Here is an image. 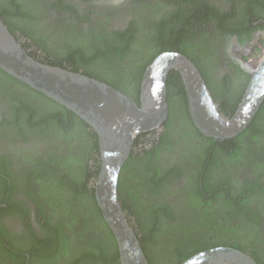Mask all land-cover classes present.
<instances>
[{"label":"trees","instance_id":"trees-1","mask_svg":"<svg viewBox=\"0 0 264 264\" xmlns=\"http://www.w3.org/2000/svg\"><path fill=\"white\" fill-rule=\"evenodd\" d=\"M245 2L250 7L257 4L256 0H245ZM170 4L171 6L168 4L167 7H164V5L160 6V8L156 9V13L154 10L146 8L147 14L151 17L150 19L141 10L135 19L133 41L128 45L134 43L136 48L139 46L135 43H139L141 46L143 43L147 44L150 41L151 44L155 45V47L153 46V52L156 54L161 51L185 53L181 47L182 44H186L185 40L176 41L175 43H170L167 40L177 37V34L182 35L184 30L189 28V22H193L191 18H198L201 15L202 21H212L204 24H213L219 30H222L220 32L222 34H232L239 32L240 26L250 25L253 22V18L258 17L256 11L252 9L249 11L248 9L236 11L235 3L230 4L227 8L212 5L204 11V16L202 15V0H171ZM190 5L199 6L198 8L193 7L197 10L196 17L190 13ZM236 15L238 18L234 19ZM4 22L10 30L12 28L15 29L7 20ZM27 27L26 31L32 34L33 42L28 47L21 43L22 46L26 48L36 46L41 50L40 53H35V55L29 52L31 56L56 66H71L73 71L79 72L80 68L82 73L105 81L124 92L133 100H138V86L145 68V61H140L139 58V62L136 63L131 74L127 73L124 75L125 79H121V73L118 72L116 80H111L105 68H101L99 73L94 69L91 72L88 71L91 63L88 61L87 56H92L87 54L85 50H77L82 45V42H68L56 47L48 41L49 38L36 39L33 27ZM136 34L137 36L135 37ZM64 35L68 37L69 30H66ZM109 41L111 47L106 50L103 61L110 65V55H115L114 61L120 64L122 60L119 56L129 55L125 51L120 53L122 46L125 45V38L117 41L115 38L110 37ZM58 53H62L63 56L59 57ZM64 59L66 60L63 61ZM55 61H58V63ZM63 62L70 64L64 65ZM198 68L201 70L199 66ZM201 72L204 75L205 72L203 70ZM132 76L133 79H130ZM10 78L0 70V88L11 84V82L14 84L18 82L16 79L11 78L14 82ZM177 81H179V84ZM19 84L22 90L15 88L20 94L13 93V98H17L20 103H16L15 99H10L5 109L0 111V115L3 116V119L0 120L1 132L14 133V135H11L14 137L22 136L27 128L33 130L40 128V124L34 120L35 117L43 120L48 118L53 121L55 130H57L59 141H55L56 144L54 143V146L60 147L59 151L64 150L67 140H72L69 152H65L64 162L54 161L52 157L39 159L24 155L20 160L19 166L28 158L33 160H27L22 176H16V172L8 173V159L6 157L1 158L0 198L4 196L3 191H9V195L5 197V200L8 205H11L13 203L10 199L11 195L15 191L20 190L24 197L34 203L38 221L40 220L41 232H33V239L30 241V245L35 249L34 252L30 253V264L33 262L34 264H119L117 244L111 229L106 224L96 204L94 187L93 189L88 185L85 187V191L88 194L87 197L92 205H90V221L86 226L80 227L81 231H73L72 226L69 227V221H76L81 218L79 214L73 213L70 209L71 204L76 201L78 195H82V193H79L78 186L81 182L73 172V168L82 164V158L85 154L91 155L92 159L96 155L98 156L99 144L96 133L84 120L65 109L56 101L22 83ZM176 84L180 87L181 94L184 93L182 91L184 86H182L183 83L179 74L172 71L166 82L169 116L164 123L165 130L171 127L173 122L171 113L174 112V109L170 100V85L176 86ZM233 106L234 104L229 106L222 105L220 110L225 116L229 117L236 105L231 111L228 110ZM183 110V116L188 121L186 103L183 104ZM6 115H8V119L5 120ZM41 131L36 132V134L45 138L44 133L48 132L47 122L45 129H41ZM177 133H181V130L179 129ZM168 135H170V130L164 131L162 137L169 138ZM139 138L135 139L136 144H138ZM86 140L89 141V148H87L85 143ZM262 140L264 141V102L252 121L240 134L232 139L216 141L218 143L216 144L217 146H223L227 149L225 154L229 157V165L223 170L222 174L219 173L221 169H211L209 163H216L217 161L208 157L205 144L208 142L205 140H203L202 145L195 149L184 151V154H188L192 158V166L181 167L191 170L187 182L189 184L187 187H182V190H186L183 192V201L186 205L184 210L187 209L188 205L187 212L190 215L186 220L179 217L174 219L170 216L173 214L171 209L177 210L178 207L180 208L181 203L164 202V200H159L158 198L144 203L140 194L141 189L136 179V174H138L142 182L150 190L155 191L159 188L158 180L161 176H165L166 178L164 177V179L168 180L169 177H176L179 174H174L175 172L170 167L168 169V167L157 165L149 157H147L148 160L143 158L139 167L132 169L134 160L139 158V155L133 156L134 152L132 151L126 161V167L122 168L120 181L127 174L133 175L134 183L132 187L136 186L137 196L140 198L139 203H143L144 206L143 213L141 210L142 205L138 207L136 221L139 225L135 231L139 236L142 248L150 264H155L154 258L149 254L151 247L148 249L150 242H152L150 238L153 236V233L149 231L150 224L154 229L153 231L158 230L162 234L174 233L169 235L172 236V238H169L170 250H165L164 252L172 251L176 255L177 264L182 263L188 257L201 250L217 245L231 246L246 251L258 264H264V233H262L264 229L261 228L264 223V151ZM158 146L162 150L166 148V146L160 144ZM214 151L220 153L222 150L214 148ZM173 167L175 169V166ZM62 172L65 175H62ZM6 174L10 176L11 182L8 188L7 180L1 176ZM90 175L89 178L93 176L92 173ZM66 177H69L74 182H65ZM18 179L21 180V183H14ZM122 183H119L120 194L125 188H128H121L123 186ZM37 186L40 188L44 187V189L36 190ZM120 199L124 209L129 211L130 207L126 204L123 193ZM19 204L24 207V202ZM45 206L50 207L49 210L52 215L48 210V215L46 216L43 212ZM4 210V208H0V253L7 251V248L1 245L4 237L6 238L7 231L4 229L6 226L3 221ZM22 219H24L23 216ZM67 220L68 228L62 223ZM19 235L25 237L24 234ZM155 240H161L159 234ZM9 243L13 248H17L18 244L22 247L27 244V242L24 243L19 238L11 239ZM66 248H68L67 253H65ZM58 250H60L58 256H47L48 254H55ZM46 253L47 255L45 256ZM6 259V264H20L21 262V257L17 254L9 255Z\"/></svg>","mask_w":264,"mask_h":264},{"label":"flooded vegetation","instance_id":"flooded-vegetation-1","mask_svg":"<svg viewBox=\"0 0 264 264\" xmlns=\"http://www.w3.org/2000/svg\"><path fill=\"white\" fill-rule=\"evenodd\" d=\"M170 1L171 0H0V17L3 21L7 20L10 25L15 27V29L12 28L9 30L12 32V34H14L20 43L27 47L33 42L31 38L32 34L26 31L28 28L27 26L33 27V33L36 39L49 38L48 41L51 44H54L56 47L67 44L68 42H82V45H80L77 50H85L87 54L92 56H87L88 61L91 63L89 65L88 71L91 72L94 69L97 73H99L101 72V68H105L106 73L109 74V78L111 80H116L118 72L121 73V79H125L124 75L127 73L131 74L132 69L136 63L139 62V58L140 61H145L146 63L142 72L143 74L148 64H150L152 60L157 57V55L166 52L161 51L158 54L153 52V46L155 47V45L151 44L150 41L147 42V44L143 43L141 46L139 43H135L137 46H139L136 48L134 43L131 45L128 44L133 41V35L135 31L134 23L136 22L135 19L138 16V13L143 10L146 16L150 19L151 17L147 14L146 8L154 10L156 13V9L160 8L162 5H164V7H167L168 4L171 6ZM202 2L203 16L205 15L204 11L212 5L227 8L232 3H235L236 11H242L244 9H248L249 11L252 9L253 11H256V14H258V17H254L253 22L250 23V25H244V27L240 26L239 32L232 34H222L220 33L222 30H219L213 24H204L211 23V20L202 21L201 15L197 18V10L193 8L195 5H190V13L196 17L194 19L191 18V21H193L189 22L191 26L189 25V28H186L182 35L177 34V37L169 38L167 40L170 43H175L176 41L179 42L182 40L186 41V44L181 45L185 53H180L189 58L196 66L198 65L201 70L205 72L203 75L201 70H199L202 76H204L203 79L205 80L207 88L210 91L214 102L219 106V108H221L222 105L229 106L234 104V106L228 110L231 111L236 105L234 110L231 112V117L237 109L238 104L241 101V98L250 82L252 69L260 62V59L264 55V0H256L257 4H255L253 7H250V5L246 4L245 0H202ZM195 7L198 8L199 6ZM236 18H238L237 15L234 19ZM66 30H69L68 37L64 35ZM136 36L137 34L135 37ZM110 37L115 38L117 41L118 39L125 38V45L122 46L120 53L125 51V53L129 54L127 56L126 54L125 56H119V58L122 60L120 64L114 61L115 55H110L111 62L109 64L111 66L103 61L105 59L104 54H106V50L111 47L109 41ZM24 48L33 55H35V53L41 52V50L36 46ZM57 55L59 57L63 56L62 53H58ZM65 60L66 59L63 61ZM55 62L58 63V61ZM63 64L66 65L70 63L63 62ZM65 68L71 69V66ZM79 70L82 72V69L79 68ZM2 73L5 72L2 71ZM5 75L7 76L8 74L5 73ZM8 77L10 78L11 76L8 75ZM130 79H133V76ZM122 81L124 82V80ZM18 82H15L16 84L11 82V84L0 88V111L5 109L7 102L10 99H15L16 103H20L17 98H13V93L18 95L20 94L17 90H15V88H20L22 90L21 85L19 84L21 82ZM177 82L179 84V81ZM182 91L185 93L184 87ZM184 93L181 94L180 87L177 84L176 86L170 85V100L174 112L171 113L173 119L171 127L166 129L170 130V135H168L169 138L165 136L164 138L162 137L163 132L166 131L164 128V123L169 116V106L167 101L168 112L161 126L150 133L139 136L140 138L138 144L135 143L133 148V156L139 155V158L134 160L132 169L139 167L143 158L148 160L147 157H149L157 165L168 167V169L170 167L175 172L174 174H179L176 177H169L168 180L164 179L165 176H161L158 180L159 188L155 191L150 190L149 187L142 182L138 174H136V179L138 181L137 184L140 186V194L144 203L148 200H153L154 198H158L159 200L162 199L164 202L172 201L175 203H181L180 208L178 207L177 210L170 208L173 212V214L170 216L174 219L179 217L183 220H186L190 215L187 212L188 205L187 209L184 210L186 205L183 201V192L186 190H182V187H187L189 184L187 182L189 180L188 177L190 176L191 170H186L181 167L186 165L189 167L192 166V158L190 155L184 154V151L195 149L196 147L202 145L203 140H205L208 142L205 143L208 157L217 161L216 163H209L210 167L211 169H221V172L219 171L221 174L223 170L229 165V157L225 154V151L227 150L225 147L216 145L218 144L216 141H223L226 139H216L204 135L192 121L188 110L187 96L185 99L186 93L185 95ZM184 103H186V110L189 119L188 121L183 116ZM2 119L3 116L0 115V120ZM6 119H8V115H6L5 120ZM47 119L43 120L42 118L35 117L34 120L40 124V128L35 130L27 128L22 136L14 137L11 136L14 135V133H4L0 130V161L3 157L8 159V173L16 172V176H22L27 160H33L32 158L42 159L52 157L54 161L64 162L66 157L65 152H69V147L72 143V140H67L64 150L62 149V151H59L60 147L58 148L57 146H54V143L56 144L55 141H59L57 130H55L53 121L51 119H48L47 121ZM46 122L48 132H45L44 136L50 142H48L42 136L36 134V132H42L41 129H45ZM179 129L181 130V133H177ZM184 131L188 132L185 133ZM262 142L264 151V141L262 140ZM85 143L87 148H89V141L86 140ZM159 144L166 146L165 150H162V148L158 146ZM214 148H219L222 151L220 153L215 152ZM24 155L32 158L24 160L19 166L20 160ZM95 158L93 157L92 159L91 155L85 154L82 158V164L73 168V172L81 182V184H78L79 193H82V195H78L76 201L70 206V209L73 211V213L75 212L81 217L76 221H69V227L72 226L73 231H81L80 227L86 226L90 221L89 214L91 203L87 197L88 194L85 191V187L87 185L92 189L94 187L95 197V183L100 170L101 162L99 152L98 156L96 155ZM126 161L123 165L124 168L126 167ZM173 166H175V169ZM90 173L93 175L91 178H89L91 176ZM62 175L65 174L62 172ZM121 175L122 169L120 172V176ZM1 176L7 180L8 188V186L11 185L9 179L10 176L8 174ZM120 176L118 181V197L123 211L127 215L131 225L134 226L133 228L135 230L139 225L136 221L138 216V207L142 205L141 210L143 213L144 206L143 203H139L140 198L137 196L136 186L132 187V184L134 183L132 178L133 175L131 176L130 174H127V176H125L121 181ZM65 182L71 183L74 181L69 177H66ZM121 182H123V186H121V188L128 187L121 191L125 198L126 204H128L130 207L129 211L124 209L123 203L120 199L122 193L120 194L119 191V183ZM14 183L20 184L21 180H15ZM40 189H44V187L40 188L37 186L36 190ZM3 193L4 201L3 197H1L0 208L5 209L3 212L5 214L3 221L4 224L6 223L4 229L7 231L6 238L4 237L1 245L4 248H7V251L0 253V264H6V257L14 254H17L21 257L20 264H30V253L35 251V249H33L30 245V241L33 239L32 233L41 232L39 223L40 220L38 221L36 208L32 201L28 200L21 194L20 190L15 191V193L11 195L10 199L13 201L11 205H8L7 201L5 200V197L9 195V191H3ZM20 202H24V207L20 206ZM49 209V206H45L43 212L46 214V216L48 215ZM17 213H19V215H17ZM86 215L88 216L86 217ZM22 216L24 219H22ZM68 220L62 222L66 228H68ZM149 226V231L153 233V236L150 238L152 239V242H150L148 249L151 247L149 254L152 258H154L155 264H177L178 261L175 258L176 255L173 254L172 251L164 252L165 250H170L169 238H172V236L169 235H173L174 233L169 232L168 234H162L158 230L153 231L154 229L151 224ZM261 228L264 229V223ZM262 233H264V231H262ZM19 234H24L25 237H22ZM158 234L161 238L160 241L155 240ZM17 238L21 239L24 243L27 242V244L23 247L19 244L17 245V248L11 247L9 241L11 239ZM67 251L68 248H66L65 253H67ZM59 253L60 250L52 255H47L46 253L45 256H58ZM32 264H34V262Z\"/></svg>","mask_w":264,"mask_h":264},{"label":"water","instance_id":"water-1","mask_svg":"<svg viewBox=\"0 0 264 264\" xmlns=\"http://www.w3.org/2000/svg\"><path fill=\"white\" fill-rule=\"evenodd\" d=\"M0 70L56 101L84 120L96 133L100 170L95 183L98 207L111 229L120 264H149L141 241L118 197L121 169L135 139L158 129L165 120L169 74L181 77L192 121L206 136L230 139L252 121L264 100V55L230 117L214 102L198 67L176 51L163 52L142 74L138 100L105 81L31 56L0 17ZM181 264H258L246 251L226 245L201 250Z\"/></svg>","mask_w":264,"mask_h":264}]
</instances>
